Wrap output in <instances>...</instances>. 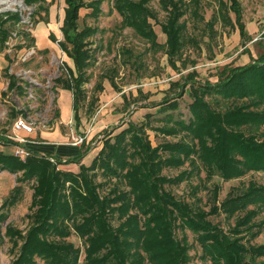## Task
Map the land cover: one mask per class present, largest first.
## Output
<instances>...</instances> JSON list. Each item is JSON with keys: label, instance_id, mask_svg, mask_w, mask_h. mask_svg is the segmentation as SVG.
<instances>
[{"label": "rangeland", "instance_id": "obj_1", "mask_svg": "<svg viewBox=\"0 0 264 264\" xmlns=\"http://www.w3.org/2000/svg\"><path fill=\"white\" fill-rule=\"evenodd\" d=\"M93 1L96 0H84L86 4ZM222 1L226 5L214 0H179L184 13L179 21L182 48L174 56L170 55L166 37L160 30L167 12L161 8L159 0L148 4L155 16L150 23L157 37L156 43L130 28H121V18L113 9V0H100L96 16L91 13L92 8L80 10L79 29L91 27L96 33L89 39L93 57L86 70L88 82L83 87L86 99L73 115L71 91L61 89L57 81L68 78L64 65L73 68V64L51 39L53 36L61 40L59 28L64 0H43L33 5H27L25 0H0V132L9 133L16 118L26 119L34 133L21 136L26 139L22 146L38 155H47L48 163L58 166V170L77 174L80 166L91 165L108 135H114L133 123L138 126L135 134L149 144V150L144 151V160L149 162L148 165L155 162L154 169L148 166L147 180L150 179L152 186H156L154 189L158 188L162 194L151 207L149 201L132 205V210L138 213L137 220L145 225L151 218L169 215L170 226L163 221L161 224L170 229L172 239L185 246L184 254L188 256L185 264H216L215 260L226 255L235 258L238 264H264V248H259L264 245V206H246L247 201L251 202L253 196L260 194L252 188L264 185V174L247 172L228 181H222L217 175L212 177L203 162L210 154L204 152L202 155L200 147L205 145L211 149L218 140L214 142L205 137L202 143L181 125L193 116L190 111L193 96L201 97L200 103L209 108L213 117L225 122L234 118L231 113L237 109L245 114L264 113V103H258L256 108L249 107L256 102L255 98L228 99L208 90V86L230 76V71L256 62L260 67L264 65V0H238L239 18L230 7V12L227 11V4L231 6V1ZM11 15H15L16 20H10ZM239 25L243 26V33L247 36L243 40ZM225 122H221V128L244 135L240 144L264 147V124L255 127L237 120L229 122L232 124ZM54 132L62 138L56 140L43 136ZM126 136L131 137V134ZM80 137L83 138V147L72 146ZM232 140L237 138L228 136L224 139V146L216 145L226 151L231 148ZM176 142L178 149H165ZM4 144H0V151L12 155L14 147ZM256 150L247 151L255 153ZM126 156L128 165L142 166V155L140 160L138 155L134 158ZM213 156L216 154L211 158ZM226 156L231 166L234 167V163L239 168L246 166V163H240L243 157ZM56 159L62 163L58 165ZM128 169L132 173L139 172ZM143 169L136 180L144 178ZM94 173L97 177L95 183L101 184L95 189L97 196L99 193L104 197L113 188L114 196L119 198L115 205L128 204L121 197L128 191L124 173L118 171L115 178H107L106 174L110 173L98 167ZM87 175L90 176V172ZM26 178L22 173L0 172V264H14L20 259L26 237L37 222L38 214L30 211L37 178ZM77 182L79 185L67 182L58 189V194L70 205L74 200L80 205L82 198L90 199L80 185L81 181ZM15 186H20L16 203L2 209L1 205ZM215 187L219 188L217 201L213 196ZM75 195L81 197L76 199ZM227 196L242 204L243 209L235 214H225L220 204ZM132 200L133 197L128 199L129 202ZM213 204L218 211L207 213ZM82 206L84 213L73 211L66 217L69 220L60 221V226L65 225L72 234L67 240L78 250L76 264H89L86 250L90 245L75 228L79 223L85 224L98 209L94 204L84 203L80 208ZM185 207L188 211L181 215L185 220L182 221L177 208L184 210ZM143 209H146L144 213ZM250 211L253 214H249ZM107 212L99 215L118 240L122 243L129 241L124 236L128 232L124 224L126 218L116 211ZM167 232L163 234L169 235ZM201 234L208 241L206 246L220 243L231 253H217L216 249L202 252L198 243ZM42 239L62 246L67 243L48 236H42ZM110 244V240H105L100 245L105 248ZM32 260L33 264H45L36 256ZM221 264L227 263L223 261Z\"/></svg>", "mask_w": 264, "mask_h": 264}, {"label": "trees", "instance_id": "obj_2", "mask_svg": "<svg viewBox=\"0 0 264 264\" xmlns=\"http://www.w3.org/2000/svg\"><path fill=\"white\" fill-rule=\"evenodd\" d=\"M38 1L43 0H25L27 5H33ZM151 1L152 0H113V9L121 18V28H130L146 40L156 43L157 37L150 23V20L154 19L155 16L148 7ZM214 1L225 4L222 0ZM230 1L232 4L231 6L227 4V11L230 12V7L237 13L239 18V10L237 11L239 5L238 0ZM159 4L161 8L167 12L166 21L160 25L161 33L166 37L170 55H178L182 48L180 34L182 29L179 21L184 15L181 3L179 0H159ZM64 5V17L62 25L59 28L61 40H57L53 36H51V39L56 43L60 51L73 63V69L64 65L65 73L68 74V78H60L59 80L57 79V81L61 89L71 91L74 115L76 110L80 109L78 106H83V102L86 99L83 87L88 82L86 70L93 57V50L89 47L91 44L89 39L96 33L95 28L91 27L79 29V12L84 8H92L91 13L96 16L95 13L99 12L100 0L93 1L89 4H86L84 0H64ZM9 19L16 20V16L11 15ZM239 26L241 27L240 35L243 40L247 36L243 33V26ZM258 64L259 62H256L230 71V76L225 77L224 80L212 86H208V90H212L216 94L222 95L228 99L244 100L255 98L256 102L250 104L249 107L256 108L258 103H264V65L260 67ZM193 98L194 102L190 103V111L193 116L189 122L181 124L183 130L190 133L192 132L194 137L201 140V142L205 137H208L214 142L218 140L216 144H220L221 146H224V139L228 136L231 139L237 138V140H232L233 143L230 146L231 148L226 150L227 152L223 151L219 145H214L213 142V148L211 149H207L205 145L202 146L200 142L201 153L203 151L202 155L210 154L208 155V159H203V162L207 165L206 168L211 176L217 175L222 181H228L237 179L247 172L264 174L263 145H254L250 143L240 144V141L244 139L243 134H232L225 128H221V122L225 121L214 118L209 108L202 102L200 103L201 97L193 96ZM194 103L198 104L194 105ZM237 110L238 111L235 110L231 113L234 117L232 119L233 121L237 120L243 125L249 124L255 127L264 124L263 112L260 114H258V112L245 114L242 113L240 109ZM232 120H228V122L225 123H229ZM232 123L233 122L229 124ZM130 124L131 125H128L125 129L123 128L118 133L108 135L103 142L102 149L99 150L91 165L88 167L80 166L77 174L72 171L58 170V166L48 163L47 155H38L31 150H29L30 156L26 158L24 162L15 158L13 155H7L0 151V172L5 171L12 175L22 173L27 177L26 179L37 178L30 203L31 213L38 214L37 222L26 237V244L22 247L20 259L14 264H33V256L41 258L42 261L44 260L45 264H76L78 250L74 247L73 243L67 240L72 234L70 231L66 230L67 228L65 225L63 227L60 226V221L63 219L69 220L66 219V217L73 211L76 213L78 210L84 213V210H82L84 207L82 206V208H80L84 203L88 205L94 204L98 209L97 214L90 215L85 224L84 222L82 224L79 223L75 228L77 234L83 239L86 237V241L90 245V248L86 250L87 263L111 264V262L114 261L113 264H185L188 260V256L184 254L186 251L185 246L181 244V241L172 239L170 229H166V226L161 224L163 221V224L165 222L170 226V222L168 221L170 220L169 215L161 216L159 214L160 218H151L145 225H142V223L137 220L138 216L136 214L138 213L132 210V205L142 204L141 202L149 201L151 203L150 207L156 205L158 200L162 197V194L159 193L158 188L154 189L156 186H152L150 179L147 180L148 174H146V172L149 171L148 166L150 165L149 167L153 168V164H155V162H151L148 165L149 162L147 163L146 160H144V156L146 155L144 151L146 149L149 150V144L147 140L141 138L142 136L139 138V136L135 134V129H137L138 126L133 123ZM127 133H130L131 137H127ZM9 144L6 143L4 145L7 146ZM124 144H126V147ZM178 147L179 144L176 142L174 145L165 147V149L173 150L178 149ZM213 149L215 151H213ZM254 149H257V152L251 153L247 151ZM152 152L151 150V153ZM213 154H216V156L211 158ZM231 154L243 157L244 159H242L240 163H246V166L239 168L237 163H234V167L231 166L226 156ZM126 155H129L130 158H134V155H138L137 158H139V160L141 159L140 155H142V166L134 167V165H128ZM56 160L58 165L62 163L58 159ZM97 167L110 173L109 175L106 174L107 178H115V173L118 171L122 173L126 171L123 175V180L127 184L128 191H126V195L122 194L121 197H123L125 202H128L127 205L123 203L115 205L119 202V198L114 196L115 191L113 188L104 197H100L99 193L97 196L95 189L101 187V184L95 183L97 177L94 172ZM128 168L138 170L139 172L132 173ZM142 168H144L143 170L145 171L142 176L144 178L138 181L136 179L140 177L142 173L140 170ZM88 172H90V176L87 175ZM78 180L81 181L80 185L85 188L86 194H88L90 199L84 200L85 198H82L83 203L80 205L74 200L70 205L61 194H58V189L59 187H63L64 183L67 182H76V184L79 185L77 182ZM254 189L259 191L258 193L260 194L253 196L251 202L247 201L246 206H264V185L254 186L252 190ZM19 191L20 186H15L12 189L8 198H6L1 205V207H3L2 209L16 203ZM213 192L214 201H217L219 188L215 187ZM248 192L251 191L249 190ZM75 196L77 197L76 199L81 197V195ZM131 197H133V200L129 202L128 199ZM61 199L64 201L59 202ZM233 199L234 198H228L227 196L221 201V209H223L225 214H235L243 209L242 204H238V201ZM146 209L151 208L147 207ZM146 209H143L142 213H144ZM185 209L182 210L181 208H177L182 221H185L184 217H182L183 213L186 214L188 211L186 207ZM107 211H116L126 218L124 224L128 232H126L124 236L129 238V241L122 243L118 240L114 231L110 230L106 220L99 215L109 213ZM216 211H218V209L216 205L213 204L209 207L207 213L215 214ZM249 214H253L252 211H250ZM48 220H50V222ZM152 224H159V226L152 227ZM141 225L142 227L139 228ZM187 225L191 227L194 226L193 224ZM166 231H168L167 233H169V235L163 234ZM201 235L202 236L198 239V243H200L202 252L216 249L217 253L221 251H223L224 254L231 253V250H225V246H221L220 243H218L217 246H206L208 241L204 239V234ZM42 236H48L50 239L54 240H66L67 243L63 246L56 245L42 239ZM146 239H148V241H146ZM105 240H110L111 244L109 246L111 247L106 246L102 248L100 245L101 241L104 242ZM259 248L263 249L264 245H260ZM139 250L141 252H139ZM110 258L111 260H109ZM223 261L227 264H238L236 259H232L229 255L223 256L221 259L215 260L214 262L216 264H221Z\"/></svg>", "mask_w": 264, "mask_h": 264}, {"label": "built area", "instance_id": "obj_3", "mask_svg": "<svg viewBox=\"0 0 264 264\" xmlns=\"http://www.w3.org/2000/svg\"><path fill=\"white\" fill-rule=\"evenodd\" d=\"M34 133V128L30 125L26 119L18 117L13 120L9 133L0 132V144L10 143L12 144L13 152L12 155L15 158H18L20 161H25L26 158L30 156V151L22 146L26 142V139L21 137L22 135H31ZM83 138H76L75 142L72 143V146H77L81 144Z\"/></svg>", "mask_w": 264, "mask_h": 264}, {"label": "crops", "instance_id": "obj_4", "mask_svg": "<svg viewBox=\"0 0 264 264\" xmlns=\"http://www.w3.org/2000/svg\"><path fill=\"white\" fill-rule=\"evenodd\" d=\"M65 7V5H64ZM82 10V9H81ZM115 11V10H114ZM63 17H64V8H63ZM79 19H80V14H79ZM62 21H63V18H62ZM61 25H62V22H61ZM68 59V58H67ZM70 60V59H69ZM71 61V60H70ZM72 62V61H71ZM73 64V63H72ZM69 67V66H68ZM71 68V67H70ZM73 69V68H72ZM71 97H72V94H71ZM44 138H51V139H56V140H59L62 138V135H60L58 132H54V133H45L44 135ZM83 142V141H82ZM56 146L60 145L59 143H55ZM86 146V145H85ZM75 147H83V145L79 144L78 146H75Z\"/></svg>", "mask_w": 264, "mask_h": 264}]
</instances>
